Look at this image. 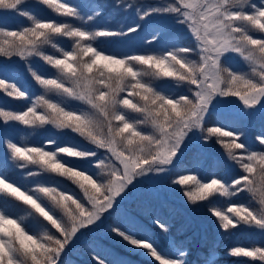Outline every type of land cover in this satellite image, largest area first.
I'll return each instance as SVG.
<instances>
[{"label":"snow or ice","instance_id":"6c2138e0","mask_svg":"<svg viewBox=\"0 0 264 264\" xmlns=\"http://www.w3.org/2000/svg\"><path fill=\"white\" fill-rule=\"evenodd\" d=\"M35 4L77 19L76 9L64 0H35ZM105 5L123 12L134 9L137 19L123 32L89 31L37 18L38 9L29 0H0V12L31 22L19 30H0L4 38L0 57L23 61L44 93L33 99L20 71L0 64V93L28 102L19 111L0 108V264H73L65 259L66 250L92 229L146 250L159 264H187L190 245L180 243L184 250L179 257L161 259L149 241L129 235L121 225L131 226L132 218L120 202L138 178L168 171L188 147L186 141L195 139L204 147L213 136L215 143L228 149V160L239 175L228 185L216 178L201 182L193 175L172 183L194 181L195 193L183 190L190 201L229 193L236 198L250 195L257 209L238 203L227 212L210 209L211 214L226 230L247 225L264 236V134L256 136L259 150H253L244 143L242 130L209 126L213 111L231 104V97H238L245 109H255L264 101V0H129ZM141 33L151 39H144L145 47L139 51L116 55L94 46L101 39L132 42ZM58 38L70 40L71 48H59ZM182 39L185 45L180 44ZM46 46L59 55L47 54ZM234 56L243 61L246 71L225 67ZM30 58L43 61L53 74H38ZM158 82L174 85L176 92L166 95L158 90ZM72 102L82 109L71 107ZM15 125L33 131L51 126L81 138L95 151L70 142L55 147L21 145L15 136L22 129ZM207 159L201 151L192 153L193 165ZM63 181L77 186L82 195L68 191ZM26 216L40 231L24 223ZM106 217L115 219L105 225ZM153 222L162 232L168 231L159 217L154 216ZM229 254L264 261V246L234 247Z\"/></svg>","mask_w":264,"mask_h":264},{"label":"trees","instance_id":"16d2710c","mask_svg":"<svg viewBox=\"0 0 264 264\" xmlns=\"http://www.w3.org/2000/svg\"><path fill=\"white\" fill-rule=\"evenodd\" d=\"M221 126L224 130L232 132L243 131L244 143L253 150H259L256 136L264 134V117L255 120L253 125H246L243 121L233 117L223 118L213 111L209 120V126ZM47 131L51 126L44 127ZM217 137H212V142L201 147L195 139L186 141L187 148L180 152L178 160L170 167L166 178L155 186L156 195H150V190L140 188L136 182L127 190L125 198L120 202L124 204L132 194V225L122 223V227L135 239L147 240L152 249L161 259L179 257L178 247L180 243L191 246L187 257V264H264V261L253 260L251 257H233L229 253L234 247L264 246V236L258 229L247 225L237 228L224 229L221 222L211 214L210 209L227 212L232 204H244L253 209L259 207L257 201L250 195H241L239 198L214 195L206 200L194 199L190 201L183 195L184 189L195 193L194 181H188L185 185L173 184L172 181L185 175H193L196 180L209 182L212 178L218 179L222 184L228 185L237 175L239 170L235 164L228 160V149L223 144L215 143ZM226 144L229 138L221 137ZM193 151L205 153L208 159L201 165L192 164ZM76 187L75 185H73ZM78 189V187H76ZM171 188V189H169ZM79 190V189H78ZM23 214V213H21ZM231 217V214H228ZM159 217L168 225V231L162 232L153 222V217ZM32 218L26 216L24 223ZM114 217H106L104 224L114 220ZM73 248H75L73 250ZM66 260L73 264H159L146 250L136 249L110 233L99 232L92 229L84 232V235L69 246L66 250Z\"/></svg>","mask_w":264,"mask_h":264},{"label":"rangeland","instance_id":"374dc122","mask_svg":"<svg viewBox=\"0 0 264 264\" xmlns=\"http://www.w3.org/2000/svg\"><path fill=\"white\" fill-rule=\"evenodd\" d=\"M56 2H60V0H56ZM64 2L70 4L76 9V17L77 19L62 17L57 14L52 9H49L42 5H36L35 0H29L30 4L35 5L38 9V12H34L37 15V18L55 21V22H67L72 24L73 26L83 27L86 30L93 31L97 29H107L110 31H126L129 22H135L137 17L134 9H129L127 12L120 11L119 9H113L110 6H106L105 3H115L117 5L125 4L129 2V0H64ZM99 12V15H94ZM143 12V8L141 9V13ZM92 16V20H88V17ZM30 21L27 18H21L16 16L15 14L8 13L4 14L0 12V30L4 29H12L19 30L23 27L29 26ZM179 30V26H177ZM4 38L0 37V41ZM144 39H151L150 34L141 33L140 36L134 38V41L129 42L127 38H111L109 40H97L94 42V46L101 48L107 52L121 55L127 54L133 50L139 51L145 47ZM57 46L64 50H69L72 46V42L67 38H58ZM187 41L181 40L180 44L185 45ZM45 51L50 55H59V53L53 49L51 46H46ZM165 51H167L165 49ZM8 63L13 67L17 68L20 71V74L23 78L25 86L32 96L33 99L37 95H42L43 90L40 86L35 84V81L32 79L30 73L27 71V66L21 61L18 57H13L11 60H8L5 57H0V64ZM30 66L33 70L37 71L38 74L52 75L53 73L48 69V66L44 64L43 61L38 58H30ZM225 67H227L230 71L239 72L241 70L246 71L243 65V61L239 57H232L228 61L225 62ZM157 88L159 91H163L166 95H170L176 92L174 85L171 84H163L158 82ZM232 103L228 105L221 106L220 108L214 110L219 113L223 118L233 117L236 120L243 121L246 125H253L255 120L264 117V101L261 102V105H257L255 109H245L243 102L239 100L238 97L229 98ZM28 102L26 101H17L12 99L11 97L5 96L3 93H0V108H8L12 110H21L26 109ZM71 107L82 109L83 106L76 105L75 102L70 104ZM40 111V109H38ZM22 130L15 136V141L18 144L25 146H33V145H44L45 147H55L61 146L65 142H70L74 144L76 147H79L81 150L85 151H95L91 147V145L85 144L79 137L73 136L71 133H59L56 129L46 130L45 128H37L34 131L32 129H26L24 126L15 125ZM49 141H54V145H48ZM0 151H3L0 148ZM180 154V153H179ZM178 154V155H179ZM98 156L102 159L103 154L99 153ZM0 158H3L0 156ZM178 160V159H177ZM175 160L174 163L177 161ZM82 164L89 168L90 171H97L91 168V163L82 162ZM31 167V166H30ZM165 173H148L146 176H142L138 178V180L134 181L140 188H146L150 191L155 190V186L160 185V183L166 178L167 175ZM44 175V174H42ZM36 179H40L37 177ZM62 186H65L68 191L75 192L78 195H82L79 190L74 187L70 182L63 181ZM171 189V188H169ZM132 194L129 199L125 200L124 204H120L121 207L127 210L128 214L131 213L130 209L132 207L131 201L133 198ZM132 218V214H129ZM27 225L30 229H34L35 231H40L38 226H36L33 218L27 220ZM78 240V239H77ZM75 240L71 246L75 245ZM75 248H73L74 250Z\"/></svg>","mask_w":264,"mask_h":264}]
</instances>
